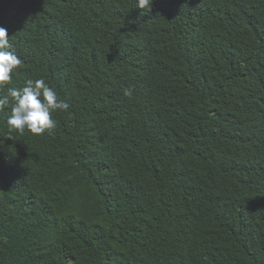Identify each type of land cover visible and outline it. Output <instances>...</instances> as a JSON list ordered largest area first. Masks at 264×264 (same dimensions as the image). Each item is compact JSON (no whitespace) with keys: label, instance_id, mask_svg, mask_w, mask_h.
Returning a JSON list of instances; mask_svg holds the SVG:
<instances>
[{"label":"trees","instance_id":"16d2710c","mask_svg":"<svg viewBox=\"0 0 264 264\" xmlns=\"http://www.w3.org/2000/svg\"><path fill=\"white\" fill-rule=\"evenodd\" d=\"M0 26L9 86L69 105L41 135L0 110V264H264V0H0Z\"/></svg>","mask_w":264,"mask_h":264},{"label":"clouds","instance_id":"9594fccd","mask_svg":"<svg viewBox=\"0 0 264 264\" xmlns=\"http://www.w3.org/2000/svg\"><path fill=\"white\" fill-rule=\"evenodd\" d=\"M153 0H135L136 8L150 10ZM22 61L16 54L8 37V30L0 26V110L11 105L6 125L9 134L28 131L41 135L51 133L57 126L52 113L67 111L69 105L58 98L57 91L43 78L26 79L22 87H11L12 73ZM124 96L131 91L123 89Z\"/></svg>","mask_w":264,"mask_h":264}]
</instances>
